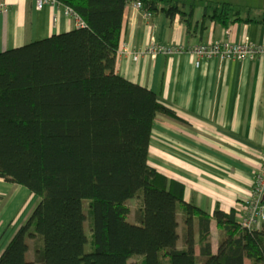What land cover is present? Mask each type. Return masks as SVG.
Masks as SVG:
<instances>
[{"label":"trees","instance_id":"trees-1","mask_svg":"<svg viewBox=\"0 0 264 264\" xmlns=\"http://www.w3.org/2000/svg\"><path fill=\"white\" fill-rule=\"evenodd\" d=\"M55 1L84 27L0 52V178L38 198L0 264H264V224L247 231L236 212L208 215L151 167L156 118L179 117L116 72L129 5L154 15L166 4L189 33L196 1ZM215 5L212 19L225 27L264 25V12L254 20L250 8ZM137 198L131 221L128 202Z\"/></svg>","mask_w":264,"mask_h":264},{"label":"crops","instance_id":"crops-1","mask_svg":"<svg viewBox=\"0 0 264 264\" xmlns=\"http://www.w3.org/2000/svg\"><path fill=\"white\" fill-rule=\"evenodd\" d=\"M195 1L189 33L179 15L168 17L166 4L158 5L150 21L129 5L121 47L128 44L141 50L153 42L193 47L243 43L247 38L264 45V25L235 23L225 27L212 19L213 5L204 17L208 3H231L252 9L255 13L250 18L261 20L264 0ZM247 16L242 13L243 18ZM77 25L62 7L37 10L34 0H0V52L70 32ZM116 72L154 92L179 117L156 118L151 167L185 186L186 203L210 216L218 210L236 212L240 222L264 156V56L245 61L210 60L200 68L195 67L192 56L143 57L139 62L131 56H117ZM37 205L38 198L29 190L0 178V258ZM211 230L216 252L220 231L214 220ZM196 252L199 255L198 248Z\"/></svg>","mask_w":264,"mask_h":264},{"label":"built area","instance_id":"built-area-1","mask_svg":"<svg viewBox=\"0 0 264 264\" xmlns=\"http://www.w3.org/2000/svg\"><path fill=\"white\" fill-rule=\"evenodd\" d=\"M35 8L42 10L46 6L61 7L55 0H34ZM137 12L142 13L146 21H150L153 14L145 10L141 2L132 4ZM77 21L78 28L84 27L81 19L70 9H65ZM117 56H131L134 62H139L143 57L152 59L158 57H180L192 56L195 59V67L200 68L205 61L210 60H252L259 56H264V45H257L249 38L243 43L221 42L214 45H199L193 47L166 46L153 42L148 47L141 50H134L128 44L123 45L117 52ZM264 224V156L260 170L255 176L253 194L243 209V217L240 226L243 230L253 231Z\"/></svg>","mask_w":264,"mask_h":264},{"label":"rangeland","instance_id":"rangeland-1","mask_svg":"<svg viewBox=\"0 0 264 264\" xmlns=\"http://www.w3.org/2000/svg\"><path fill=\"white\" fill-rule=\"evenodd\" d=\"M215 4H216V3H212L214 9L217 8ZM128 205H129V208H130V210H131V217H130V220H131V221H135V220H136L135 215H136V211H137V207H138V198H137V199L130 200V201L128 202ZM83 208H84V211L87 212V210H88V208H89V204H88L86 201H84V203H83ZM85 229H86L87 234L90 235L89 224H86V225H85ZM87 248H88V247H87ZM87 248H86V249H87ZM139 260H140V259H134V260H132V264H138ZM247 264H249V263H247Z\"/></svg>","mask_w":264,"mask_h":264}]
</instances>
